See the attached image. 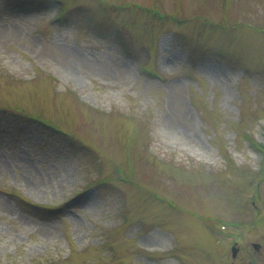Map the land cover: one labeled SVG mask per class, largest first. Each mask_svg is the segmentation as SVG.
<instances>
[{"label":"rangeland","instance_id":"1","mask_svg":"<svg viewBox=\"0 0 264 264\" xmlns=\"http://www.w3.org/2000/svg\"><path fill=\"white\" fill-rule=\"evenodd\" d=\"M0 107V264L264 242V0H0Z\"/></svg>","mask_w":264,"mask_h":264},{"label":"flooded vegetation","instance_id":"2","mask_svg":"<svg viewBox=\"0 0 264 264\" xmlns=\"http://www.w3.org/2000/svg\"><path fill=\"white\" fill-rule=\"evenodd\" d=\"M257 243L260 246L256 247L254 244ZM235 245V253L231 251L227 252L226 261L228 264H258L261 260L264 262V242L250 241L246 248L243 247L242 242L239 240L238 235L231 234L229 236L230 249Z\"/></svg>","mask_w":264,"mask_h":264},{"label":"trees","instance_id":"3","mask_svg":"<svg viewBox=\"0 0 264 264\" xmlns=\"http://www.w3.org/2000/svg\"><path fill=\"white\" fill-rule=\"evenodd\" d=\"M3 111V108L0 107V112ZM6 118H9V119H14V120H17L16 118L20 117L18 116L17 114H14L12 112H6L5 114H3ZM16 117V118H15ZM26 117V116H25ZM33 121V120H32ZM44 121V120H42ZM46 122V121H44ZM33 123H37V121H33ZM47 123V122H46ZM46 133L48 132L50 134L51 137H54V133H58L60 131L59 128L55 127V126H52V125H49V124H46L45 125V128L43 129ZM63 132V131H62ZM259 146L261 148H264V144H259Z\"/></svg>","mask_w":264,"mask_h":264}]
</instances>
